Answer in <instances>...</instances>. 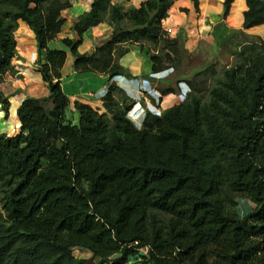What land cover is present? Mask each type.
<instances>
[{"label": "trees", "instance_id": "1", "mask_svg": "<svg viewBox=\"0 0 264 264\" xmlns=\"http://www.w3.org/2000/svg\"><path fill=\"white\" fill-rule=\"evenodd\" d=\"M115 1L92 0L71 28L78 40L62 43L76 72L110 82L128 78L119 62L131 45L147 50L154 74L177 72V86L160 91L186 84V99L160 114L146 110L141 128L129 116L137 101L115 83L100 110L76 101L79 123L67 121V51L49 45L69 0H0L2 111L11 108L2 84L16 73L21 22L35 36L49 90L22 102L16 135L0 133V264H264V41L239 46L222 72L215 63L188 71L185 38L164 28L174 0L128 10ZM237 1L222 0L223 21ZM244 1L242 30L222 22L223 37L264 26V0ZM101 24L111 38L81 53L84 34ZM239 199L254 204L250 215L239 214Z\"/></svg>", "mask_w": 264, "mask_h": 264}, {"label": "crops", "instance_id": "2", "mask_svg": "<svg viewBox=\"0 0 264 264\" xmlns=\"http://www.w3.org/2000/svg\"><path fill=\"white\" fill-rule=\"evenodd\" d=\"M75 1L76 4H73V8L67 10L66 14H64L68 15V17L64 16L66 19H68V22L71 21L69 26L66 28V30L63 29L64 31L58 35L56 40H54L57 41L56 44L54 41L50 43L49 48L52 50V47H55L56 49L54 50L65 49L67 51V61L62 70L61 79V83L66 95L69 98L72 97L74 99L73 104L76 101H85V103H89V105L93 106L90 102L100 103L101 100L99 99H101L102 95L107 92L111 78L105 74H81L74 70V58L70 51L64 47L62 41L66 38H76V40H78V37L74 35V33L71 31V28L77 16L90 10L92 0ZM145 1L146 0H133L131 2H124L123 0H116L114 3L123 6L126 8L125 10H128L130 8H140L142 3ZM233 6V11L227 18L228 20L226 19L223 21L222 0H199V13L196 11V7L192 0H174V5L169 12V18L164 23V28L167 32L171 33L172 37H175L178 35V33H181L185 38V48L189 51V53L193 55V53L196 52L198 58L210 61L213 59L212 51L216 45L214 33L216 27L219 24H223L222 22H224L227 28L230 30H242L244 20L243 15L246 11V8L241 14V0H238ZM184 9H187L188 12L186 13L182 11ZM68 22H65L64 27ZM232 22H234V24H232ZM112 32L113 29L109 24H101L98 27L92 28L84 34L82 38V45L80 46L79 51L81 53L95 52L97 46L111 38ZM243 32L244 33L239 34V36L251 35V40H248L249 42H256L258 38L264 39V26ZM20 33H22V38H24V35L27 37L26 39L21 38L20 40L23 47L27 48L26 50L28 51V54L26 56H22L17 64L14 63V67L17 69V75L19 79H16L14 82L17 88L15 94L12 92L15 97L10 98V102L12 108L14 100L17 101V104L15 105L16 112H18L22 102L28 97L40 98L44 96L43 98H45L49 96L48 87L43 81L42 75L37 71V65L34 64L39 55L35 36L33 35L32 31L29 30V27H27V25L22 22L20 23ZM16 39L19 44L20 40L18 35L16 36ZM59 44L62 45V48H60ZM221 51H223L222 48ZM140 52L143 55L145 54L147 57L140 56ZM231 54L233 55V53ZM45 59L46 52H43V62H45ZM119 63L121 66L129 70V75H127L128 78L125 77V79L127 81L126 84L130 86L131 90L135 89L133 86L137 87V84H140L142 80H147L154 74L152 71V63L150 61L149 55L145 49H142L138 45H131L128 58L122 59ZM134 64L137 65V70L134 69ZM172 75L173 74L170 73L167 76L168 79H171ZM68 79L69 82L67 81ZM151 81V84L153 85L156 81L159 82L162 80L151 78ZM71 83L73 84V88L70 87ZM130 94H132V92ZM133 97L135 98V96ZM11 108L10 112L11 115H13ZM12 125L13 127L17 126L13 128V130L19 132L21 126L20 120L16 119ZM8 131L11 130L9 129ZM17 133L13 135H16Z\"/></svg>", "mask_w": 264, "mask_h": 264}, {"label": "rangeland", "instance_id": "3", "mask_svg": "<svg viewBox=\"0 0 264 264\" xmlns=\"http://www.w3.org/2000/svg\"><path fill=\"white\" fill-rule=\"evenodd\" d=\"M69 1L72 4V8H73V4L75 5L76 4V1L75 0H69ZM121 7L124 10L126 9L123 6H121ZM240 7H241L240 11H241V14H242V12L246 8V4H245V1L244 0H241V6ZM199 10L196 9V11L198 13H199ZM232 11L233 10H231V12ZM66 12H67V10L62 13V18L63 19L65 18L64 16L68 17V15H64V14H66ZM64 20H65V22H68V19L65 18ZM70 22H68L63 29L66 30V28L69 26V23ZM232 24H234V22H232ZM224 27L225 26L224 25L222 26V24H219L216 27V29H217L216 30V34L219 35V37L217 36V39H218L217 40V44L215 45V48H213V51H212L213 52L212 53L213 54V59H211L210 61L209 60H204V59L202 60V59H200V58L197 57L196 52L193 53V55H192L188 51V58H190L193 61L192 62V65H190L188 71H191V70H193V69H195L197 67L199 68V66H204V65H206L208 63H210V64L211 63H215V69L218 72H222L225 68L230 67L235 62L236 57L233 56L231 53L234 52V51L237 52L239 50L238 49L239 46H241L242 44L249 43L248 40H251V38H250L251 35L238 36V37L235 38V36H233L232 33H229L227 36L223 37L222 36L223 35V31L222 30L224 29ZM17 35H18L19 40H20L22 38L21 37L22 36V33H20V28L16 32L15 36H17ZM23 35H24V33H23ZM23 37L25 39L27 38L26 35H24ZM24 38H22V39H24ZM259 40H263L264 41V39H259V38L256 41H259ZM54 42L56 44L57 41H54ZM59 45H60V48H62V45L61 44H59ZM221 46H223L222 47V50L223 51H221ZM26 49L27 48H24L23 47V45L21 43V40H20V42L18 44V47H17L16 57H15V59L13 61V64L14 63L17 64L20 61V59H21L22 56H26L28 54L27 53L28 51ZM54 49H56V48L55 47H52V50H54ZM146 52H147V50H146ZM221 53H222V55H221ZM139 55L140 56H146L145 54L143 55L141 52H140ZM125 58H128V54H126L122 59H125ZM36 62H37V59L34 62V64L37 65ZM14 68H15V71H16L15 75L14 74L12 75L10 73L7 74L5 76L4 83L2 84L3 91H5V93L6 94H9V95L12 94V92H14V94L16 93L17 86L14 84V82H15L16 79L17 80L19 79V77L17 75V69H16V67H14ZM137 68H138L137 65L134 64V69L137 70ZM67 69H68V67H67ZM125 69H126L127 72H129V70L127 68H125ZM169 74L170 73H165L164 76L166 77ZM176 74H177V72H174L171 79H166V80L159 81V82L156 81L153 85L151 84L152 83L151 79H147L148 81H150V83H145L144 85H142L143 84L142 81H144V80H142L141 83L137 85V87L133 86V88H135V89L134 90H131L130 92L127 91V88H129L130 86L128 84H126V82H122L121 79H116L118 83L115 80H113V81L116 82L120 87H122L125 90L127 96H129L130 98L135 99L133 96H136V98H137L136 99V101H137L136 104L141 103V106L145 110H151L152 112H155L157 114H160L161 112L164 111L163 107L167 108V107H169V106L172 105V100L164 101V106L161 104V102H162V99L161 98L163 97L162 96L163 94L161 93L160 89L167 88V86L168 85H171V84H172L171 86L176 87L178 83L177 82H176L177 84L176 83H173V80H172L176 76ZM67 81L69 82V79ZM140 85L143 87L144 96L141 94V92H139V88L138 87ZM70 87L73 88V84L72 83L70 84ZM131 92H132L133 95L130 94ZM180 93H184V94H188L189 93V88H188V86L186 84H182L181 85V88L177 92V94H180ZM14 94H12L11 98L12 97H15ZM43 97L44 96H42L40 98H43ZM70 100H71V105L68 108V110L66 111V119H67V121L69 123H71L73 125H76V124L79 123L80 116H79V113L77 111H75V109L73 107L74 99L71 97ZM99 100H101V99H99ZM83 103H85V101ZM90 103H92V105H93L92 107L93 108H95L97 110H100V106H101L102 100L100 101V103L99 102H97V103L90 102ZM16 104H17V101L14 100V103H13L12 108H11V111H12V114L13 115H11V112H9V114L6 115L5 112H3L2 109H1V107H0V133H4V134L7 133L8 135H11L12 136L13 134H15V133L18 132V131H14L13 130V128H15L17 126H14L13 127V125H12L16 119L17 120L19 119L18 112L15 111L16 110V107H15ZM85 104H88L89 105V103H85ZM139 118L142 119L141 116H138L137 118L134 116V119H133V121L136 122V124H138V125H140V122H141L139 120ZM9 129L11 131H8ZM238 203H239V205H238V211H239V214L242 217H246V216L250 215L253 212L254 208H255L254 204L252 202H250L249 200H246V199H239L238 200ZM75 255L77 257H82V258H91V255L88 254V252H80V251H77L75 253Z\"/></svg>", "mask_w": 264, "mask_h": 264}, {"label": "built area", "instance_id": "4", "mask_svg": "<svg viewBox=\"0 0 264 264\" xmlns=\"http://www.w3.org/2000/svg\"><path fill=\"white\" fill-rule=\"evenodd\" d=\"M165 73H172V69H170V70H167V71H165V72H161V73H158V74H153L152 76H151V78L152 79H158V80H160V79H164V78H166L165 76H164V74ZM117 79H121V81L122 82H127L126 81V79H125V77H123V76H119ZM116 82H117V80H115ZM116 82H114L113 80L110 82V84H109V86H111V85H113V83H115V84H117ZM142 85H144L145 83H150V81H148V80H144V81H142ZM118 85V84H117ZM138 85V84H137ZM109 88V87H108ZM139 92H141V94L144 96V91H143V87L140 85L139 87ZM129 90L131 91V89H130V87L129 88H127V91L129 92ZM133 90V89H132ZM168 95H173L174 97H176V98H179V96H177L176 94H168ZM163 96V95H162ZM167 95H165V96H163L161 99H162V102H161V104L164 106V99H165V97H166ZM103 97V96H102ZM146 98V97H145ZM137 98H136V96H135V100H136ZM102 100V99H101ZM181 102L179 101V102H175L173 105H171V106H169V107H167V108H165V107H163V109L164 110H166V109H169V108H172V107H174L175 105L177 106V105H179ZM145 113H146V110L141 106V103H138V104H136L135 106H134V109L130 112V114H129V116H130V118L133 120L134 119V116H139L140 114H143V115H145ZM145 253H146V251H144Z\"/></svg>", "mask_w": 264, "mask_h": 264}, {"label": "bare ground", "instance_id": "5", "mask_svg": "<svg viewBox=\"0 0 264 264\" xmlns=\"http://www.w3.org/2000/svg\"><path fill=\"white\" fill-rule=\"evenodd\" d=\"M173 94V93H172ZM177 96H179V95H177ZM169 101V100H172V105L175 103V102H179V101H181L182 100V97H179V98H176V97H174L173 95H167L166 97H165V99H164V101ZM141 115V118L142 119H140L139 118V120L141 121L140 122V124L142 125V122H143V119L145 118V115H143V114H140ZM139 115V116H140ZM136 118L138 117V116H135Z\"/></svg>", "mask_w": 264, "mask_h": 264}, {"label": "clouds", "instance_id": "6", "mask_svg": "<svg viewBox=\"0 0 264 264\" xmlns=\"http://www.w3.org/2000/svg\"><path fill=\"white\" fill-rule=\"evenodd\" d=\"M117 78H118V77H117ZM117 78H116V79H117ZM116 79H115V80H116ZM107 93H108V90H107L106 93H104V94L102 95L103 97H102L101 99H103V98L107 95ZM176 95H179V97H181V96H183V95H184L185 97L187 96V94H184V93H180V94H176ZM143 121H144V119H143ZM133 122H134V121H133ZM134 124L136 125L137 128H141V127H142L141 124L138 125V124H136V122H134ZM142 124H143V122H142Z\"/></svg>", "mask_w": 264, "mask_h": 264}, {"label": "water", "instance_id": "7", "mask_svg": "<svg viewBox=\"0 0 264 264\" xmlns=\"http://www.w3.org/2000/svg\"><path fill=\"white\" fill-rule=\"evenodd\" d=\"M129 92H130V90H129ZM181 97H182V100H181L180 102L182 103V102H184V100L186 99V97H185L184 95L181 96ZM181 103H180V104H181ZM175 106H176V105H175ZM166 110H167V109H166Z\"/></svg>", "mask_w": 264, "mask_h": 264}]
</instances>
